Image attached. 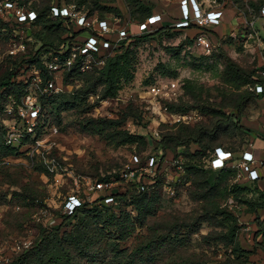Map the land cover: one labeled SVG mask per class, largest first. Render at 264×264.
I'll list each match as a JSON object with an SVG mask.
<instances>
[{
    "label": "rangeland",
    "instance_id": "374dc122",
    "mask_svg": "<svg viewBox=\"0 0 264 264\" xmlns=\"http://www.w3.org/2000/svg\"><path fill=\"white\" fill-rule=\"evenodd\" d=\"M17 1L36 9L51 3ZM143 1L155 12L169 14H176L179 5V0ZM109 5L120 9L123 24L132 21L131 26L136 29L134 20L128 17L125 0ZM94 14L100 15V11L95 10ZM103 14L106 18L118 17L112 11ZM194 34L195 31L169 29L166 35L138 41L132 46L134 78L122 83L116 97L101 99L99 92L90 96L86 104L62 112L60 118L54 104L46 105L50 119L42 133L15 154L0 159V264H13L21 253L33 247L41 229H59L60 240L74 231L84 235L93 218L81 214L63 222V203L73 192L93 203L97 194L90 192L89 185L103 177L113 182V188L107 191L123 193L147 185L151 195H157V211L149 217L147 226L140 223L132 206H126L137 225L120 247L135 252L133 264H264V173L259 181L252 182L238 166L246 150L255 151L264 160V138L259 136L264 135V96L249 101L240 117V123L251 130L240 129L234 118V124L222 123L215 129L217 118L204 112L217 109L236 113L233 106L240 95L254 92L255 84L240 85L242 78L228 69L226 56L247 72H254V77L263 76L264 17H259L252 4H229L223 24L211 41L210 53L196 45ZM5 35L0 25V77L19 64H14L15 59L7 52L8 41L13 39ZM32 41L26 60L41 45L40 40ZM22 70L26 89L35 96L53 94V99L61 100L84 85L87 78L67 83L61 75H54L51 83L43 86L44 80H39L35 69L23 66ZM186 87L191 91L188 94ZM3 91L0 134L8 138L20 122L14 104L16 94ZM170 104L193 108L173 113L168 110ZM91 118L95 119L94 126L84 129L82 123L90 126ZM201 125H209L210 131L199 145L191 140L196 137L192 130ZM119 130L140 136L144 142L118 144ZM167 135H179L187 141L169 139L164 150L161 141ZM136 153L142 159L138 172L142 174L141 182L122 176ZM150 155L161 160L153 169H146ZM218 155L226 159L234 174L213 191L210 186L203 190L206 178L193 167L205 169L207 179L214 180L220 169L210 170L208 166ZM260 170L264 172V166ZM208 192L207 197L202 196ZM102 205L93 206L98 211H113L112 206ZM124 208L121 205L114 211L118 214ZM191 227L199 229L193 233ZM108 229L115 231L113 227ZM101 247L104 249L105 244ZM46 256L32 253L24 264H49ZM97 256L96 264H125L124 259L104 260V253L98 252Z\"/></svg>",
    "mask_w": 264,
    "mask_h": 264
},
{
    "label": "trees",
    "instance_id": "16d2710c",
    "mask_svg": "<svg viewBox=\"0 0 264 264\" xmlns=\"http://www.w3.org/2000/svg\"><path fill=\"white\" fill-rule=\"evenodd\" d=\"M12 1L20 4L17 0ZM48 1H51V3L48 6L43 7V9L29 7L30 9H33L37 12L38 18L36 19V21L30 24L29 29L27 28L30 32L23 38V41L26 44V50L24 52L18 53L16 56H12L9 54L15 59L14 64H19L15 65L11 70L5 73V75L0 77V91L3 89L4 91H9V93L13 92L14 94H16L17 102H15L14 104H16L15 106L17 122H20L18 123L20 125L23 124L24 121L19 115V107L23 104L25 95H27L28 93H32L31 90L26 89L27 84L24 83L21 78L20 72L23 71V66H27L28 68L31 67L38 71L39 75L44 80L43 86L47 85V82L54 77V73L50 72L47 67V62L51 58L52 54H55L63 44L70 46L74 41H80V36L84 31V29L77 26L75 21L69 18L53 16L51 13V7L53 5L60 6L75 4L80 11L86 13L88 16H97L99 19H107L113 21L115 19H118L120 22L119 24L127 26L131 36L120 41L115 48H111L108 51V56L103 66L95 67L85 72H81L78 70H66L65 72H63L61 76L67 83L70 82L71 79L79 77L84 78V76L87 77L85 80V84L71 93L69 97H65L66 95H64V98L61 100L56 98L53 99V94L49 96H47L46 94H37V103L41 107V115L35 133L28 134L27 137L23 138L21 142H14L11 144L7 143V137H5L3 134H0V159L15 154V152H17V149L26 144H31L42 133L45 125L49 122L50 119L49 114L45 110L46 105L54 104L56 106L57 115L60 118L62 112L74 110L80 105L86 104L90 96L98 95L99 92L101 94V99L116 97L121 89L122 83L125 81H130L134 78L136 67L135 52L132 46L138 41L150 39L159 35H166L169 29H175L179 31H195L193 37L195 42L197 36L200 33L205 32L211 39V41H213L215 31L221 28L223 24L222 23L220 26H217L213 29H201L194 25L187 28H176L171 25V21L166 20L162 23H159L149 31L138 32L137 23L144 21L150 15L157 13L153 10V7L151 5L144 3L143 0H125L128 7V17L130 20H134L136 29H133V26H131V24H133L132 21L125 24L122 23V18L124 15H122L120 9L113 5H109L114 3L115 0ZM235 3L244 4L243 0H235ZM251 4L255 6L258 12L260 7L264 4V0H255L251 2ZM83 6L86 7L87 11L82 8ZM95 10L100 11V15L94 14ZM111 11L115 12L118 17L116 16L115 18H106L103 13ZM173 15L178 16L179 10H177L176 14L173 13ZM135 19H137V21H135ZM0 25L3 32H5L6 34V38H8L9 40L13 39V41L19 40V37H15L14 33V30L17 28V24L3 17H0ZM33 39L40 40L41 45L36 49L34 55L30 56V59L26 60L25 56L28 53V49H30L29 47L32 44ZM8 42V45L10 46L12 41ZM9 49L10 47L8 48L7 52L9 51ZM23 60H26L24 63H26L27 65L24 63H20ZM226 61L228 69L232 71L233 74L237 77L242 78V82L240 85H256L258 83H264L263 76L254 77V72H247L236 62H234L229 56H226ZM162 72L163 74H166L165 70H163ZM186 88L187 94L190 93L191 91L189 90V88ZM263 96V94L256 93L254 86V92L244 91L240 95L238 103L233 106L236 109V113L227 114L222 110L220 111L217 109H206L204 112L214 118H217L215 129L220 128L222 126V123L230 125L234 124L233 120L236 119L235 124L240 129L251 130L240 123V117L249 101L254 98L256 99L257 97ZM191 108L193 107L188 104H186L184 107H179L175 104H170L168 106V110L173 113H185ZM224 118L228 120H225ZM101 121H105L108 123L115 122L114 120L105 119H101ZM89 123H91L90 126L84 125L85 123L83 122L82 127L86 130H91L92 126H94L93 124L95 123V119L91 118L89 120ZM209 131V125H201L198 129H193V136L196 137L191 141L200 145L202 142V138L207 135ZM117 134L121 135L118 144L135 143L139 140L144 142V139L142 137L128 133V131L119 130L117 131ZM259 136H263L264 138L263 134H259ZM172 138H175L182 143L187 141L181 138V136L179 135H167L161 141L164 150H166L168 147V145L166 144L167 140ZM163 157L164 155L161 156V158ZM193 168L197 173L200 174L199 176H204V178H206L204 185L201 186L203 187V190L210 186L211 191H213L214 188L221 186L224 182H227V180H229L230 177L234 174L233 169L228 168L226 165L225 167L220 168V172L214 177V180L210 181L207 179L205 169L197 167ZM208 169L215 170L211 168L210 165L208 166ZM261 177L257 180H249L252 182H256L259 181ZM99 179L109 181V177H103ZM141 181L142 179L140 178V182ZM146 186L147 185H145L143 189H134L133 191H126L123 193H118V191L113 190L112 192L114 194V201L110 204L100 202L102 200V197H100L95 199L93 203L85 201L83 205L78 207L73 214H65L62 211L61 216L63 222L76 218L81 214H87L88 216H91L93 219L90 224H87L85 234L80 235L77 234L76 231H74L68 233L63 240H60L59 229H41L39 231L37 243L26 252L21 253L18 259L14 261L13 264H24L28 255L38 252L47 254L46 257L49 258V264H96L95 258L98 257V252L104 253L106 255V258L104 260H107L108 258L110 260L124 259L125 264H133L135 252L133 250L130 251L129 249L120 247V243L126 241L132 236V234L136 230L137 225L136 220L126 210V206H132L137 212L140 223L143 226H147L149 217L156 214V203L158 198L155 194L151 195ZM208 194L209 192L202 196L207 197ZM98 204H103L102 206L105 207L112 206L113 211L109 209L98 211V207H94ZM121 205L125 206V208L121 209V211L117 214L114 210L120 209ZM200 221L203 222L205 221V219H200ZM97 225L102 227L93 229V226ZM110 227H113L115 231H110V229H108ZM98 229H100L99 233L96 232V230ZM198 229V227H191L193 233H196ZM262 229L263 228H261L260 230L262 231ZM103 243L105 244V248L101 249V245H103ZM91 251H96L97 253L95 252L94 254L90 255ZM83 255H85V263L83 262Z\"/></svg>",
    "mask_w": 264,
    "mask_h": 264
},
{
    "label": "built area",
    "instance_id": "2783aa9c",
    "mask_svg": "<svg viewBox=\"0 0 264 264\" xmlns=\"http://www.w3.org/2000/svg\"><path fill=\"white\" fill-rule=\"evenodd\" d=\"M253 1L255 0H243L247 6ZM229 4L236 7L235 0H179L178 16L165 11L154 13L146 20L137 23L138 32L149 31L166 20L171 21V25L176 28H187L194 25L201 29H213L223 23ZM51 13L55 17L69 18L75 21L78 27L84 29L80 36V41H74L70 46L63 44L55 54H52L47 62V67L54 75H62L66 70L85 72L95 67L103 66L106 62L108 51L111 48H115L120 41L131 36L127 26L119 24L118 19L113 21L99 19L97 16H88L80 11L75 4L53 5ZM258 15L259 17H264V4L260 7ZM0 17L17 24L14 33L15 37H19V40L11 42L9 54L16 56L18 53L24 52L26 44L23 38L29 34L30 24L38 18L37 12L12 0H0ZM196 45L208 53L212 50L211 39L205 32L197 36ZM36 73L40 80L39 72L37 71ZM262 74L264 77V70ZM48 83H51V80ZM255 91L257 94L264 95V83L256 84ZM19 115L24 122L21 125H14L7 139L9 144L21 142L28 134L35 133L41 115V107L33 93L25 95L23 104L19 107ZM160 160L157 155H150L147 157L146 169H153ZM131 162L132 165H128L123 169L122 176L126 179L140 182L142 174L140 175L138 172L141 168L139 167L142 162L141 156L134 154ZM226 162L224 157L218 155L210 161V167L220 169L226 166ZM238 166L247 175L248 179L257 180L261 177L260 168L264 166V160L258 158L254 151L246 150L242 154ZM146 187L148 188V186ZM111 188H113V182L100 179L89 185L90 192L97 194L95 199L102 197L100 202L105 204H110L114 201L113 192L107 191ZM84 202L81 195L73 192L66 197L62 211L65 214H73Z\"/></svg>",
    "mask_w": 264,
    "mask_h": 264
},
{
    "label": "crops",
    "instance_id": "0c3cea01",
    "mask_svg": "<svg viewBox=\"0 0 264 264\" xmlns=\"http://www.w3.org/2000/svg\"><path fill=\"white\" fill-rule=\"evenodd\" d=\"M254 152H255V151H254ZM255 154H256V156H257L258 158H262V157H260L256 152H255ZM262 173H264V172L261 171V176H262Z\"/></svg>",
    "mask_w": 264,
    "mask_h": 264
}]
</instances>
